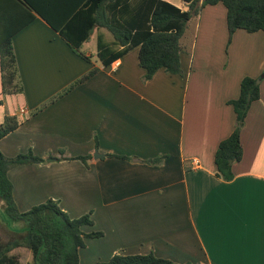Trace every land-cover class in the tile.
I'll list each match as a JSON object with an SVG mask.
<instances>
[{
    "label": "crops",
    "instance_id": "1",
    "mask_svg": "<svg viewBox=\"0 0 264 264\" xmlns=\"http://www.w3.org/2000/svg\"><path fill=\"white\" fill-rule=\"evenodd\" d=\"M41 1L58 25L86 2ZM34 13L13 37L22 92L2 94L0 68V124L6 115L21 120L0 139L1 151L46 158L8 171L20 210L53 198L71 217L92 211L94 224L83 230L103 235L85 239L80 264L150 252L178 263L264 264V78L241 130L234 178L218 176L214 159L236 126L228 101L244 77L264 71V32L239 29L229 43L226 7L204 6L181 39L182 72L161 68L145 80L139 47L105 65L99 40L121 47L95 26L81 47L88 60Z\"/></svg>",
    "mask_w": 264,
    "mask_h": 264
},
{
    "label": "trees",
    "instance_id": "2",
    "mask_svg": "<svg viewBox=\"0 0 264 264\" xmlns=\"http://www.w3.org/2000/svg\"><path fill=\"white\" fill-rule=\"evenodd\" d=\"M187 6L182 9L168 0H86L64 25H58L44 10L41 0H0V68L2 94L22 92L19 70L13 45L14 35L29 24L35 13L42 16L69 45L82 57L89 60L81 50L95 26L108 29L115 44V50L99 40L98 56L108 65L128 50L139 47L140 65L146 70L144 79H150L161 68L168 73H181V39L188 22L199 15L207 5L222 3L227 10L228 42L239 29L247 32H264V0H181ZM98 69L93 68L76 80L63 93L83 82ZM261 97L260 80L246 76L240 83L237 98L228 101L236 115V126L223 139L215 153L217 175L226 180L234 178L233 163L243 158L241 130L253 102ZM2 103V99H0ZM21 124L14 115H6L0 124V139L17 129ZM98 147V140L96 141ZM63 154L64 151H61ZM51 156V155H50ZM91 155L64 156L58 159H80L87 163ZM164 157L150 159L159 163ZM46 158L33 150L6 156L0 149V264H21L20 257L13 250L24 247L31 250L33 257L27 264H80V249L87 237H100L101 231L85 232L83 227L93 225L92 213L71 217L53 198L21 211L17 205L13 183L8 171L16 166L45 162ZM232 161V163H231ZM11 220V224L6 222ZM97 264H191L178 263L159 257L154 252L147 254L115 253L109 260Z\"/></svg>",
    "mask_w": 264,
    "mask_h": 264
},
{
    "label": "rangeland",
    "instance_id": "3",
    "mask_svg": "<svg viewBox=\"0 0 264 264\" xmlns=\"http://www.w3.org/2000/svg\"><path fill=\"white\" fill-rule=\"evenodd\" d=\"M176 1V0H174ZM189 30L187 29V32ZM264 74V71L260 74V76L258 77V79L260 80V78H264L263 76ZM14 94H17V93H14ZM10 95V94H8ZM12 95V94H11ZM6 96V95H4ZM1 104V103H0ZM83 210H84V207H83ZM92 213V211H90ZM88 213V212H87ZM85 214V213H83ZM1 216L2 218L6 221V222H9L11 224V220L9 218H6L5 214L1 212ZM12 225V224H11ZM86 232V231H85ZM14 253L18 254L19 257H20V261H21V264H26L28 261L32 260V257H33V254L31 252V250L27 249V248H24V247H18L16 249L13 250Z\"/></svg>",
    "mask_w": 264,
    "mask_h": 264
},
{
    "label": "water",
    "instance_id": "4",
    "mask_svg": "<svg viewBox=\"0 0 264 264\" xmlns=\"http://www.w3.org/2000/svg\"><path fill=\"white\" fill-rule=\"evenodd\" d=\"M263 76H264V74H263ZM99 153L98 152H96L95 154H94V156H97ZM102 156V155H101ZM231 163H232V161H231Z\"/></svg>",
    "mask_w": 264,
    "mask_h": 264
},
{
    "label": "built area",
    "instance_id": "5",
    "mask_svg": "<svg viewBox=\"0 0 264 264\" xmlns=\"http://www.w3.org/2000/svg\"><path fill=\"white\" fill-rule=\"evenodd\" d=\"M185 4V3H184ZM182 8V7H181ZM22 112H25V109H22ZM196 163L198 162L197 160L195 161Z\"/></svg>",
    "mask_w": 264,
    "mask_h": 264
}]
</instances>
